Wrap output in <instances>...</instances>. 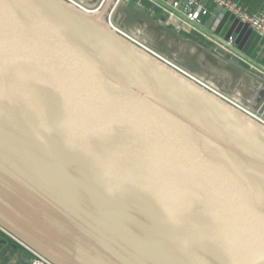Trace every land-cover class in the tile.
<instances>
[{"label": "water", "instance_id": "1", "mask_svg": "<svg viewBox=\"0 0 264 264\" xmlns=\"http://www.w3.org/2000/svg\"><path fill=\"white\" fill-rule=\"evenodd\" d=\"M112 2L0 0V229L52 264H264V125Z\"/></svg>", "mask_w": 264, "mask_h": 264}, {"label": "crops", "instance_id": "2", "mask_svg": "<svg viewBox=\"0 0 264 264\" xmlns=\"http://www.w3.org/2000/svg\"><path fill=\"white\" fill-rule=\"evenodd\" d=\"M78 1L81 5H84L83 3L89 0ZM137 1L148 7V9L141 7L138 9L139 12L148 16L156 27L165 33L164 36L178 38L175 41L178 44L186 43L190 54L203 49L202 45L200 47L199 44L193 42L195 38L198 41L199 38H203L214 42L216 45H222L225 48L223 51H219L214 47L212 53L200 54V60L208 63L206 70L212 71L216 79L220 80L224 86L236 87L239 93L251 102V112L258 113L261 110L264 104L263 39L255 32L236 22L228 14H225L217 22L216 18L219 11L203 0H195L196 5L193 7L188 5L190 0H178V10L180 11L171 8V4L175 0ZM236 1L250 12L264 11V0ZM119 2L122 3V0H119ZM196 6L205 9L206 15L201 16L198 23L211 31V34L203 31L194 23H190L180 13L182 11L188 13L194 10ZM117 7L118 5L115 6L116 9ZM138 10L135 9V11ZM230 39L233 40L232 46L227 44ZM31 258L30 252L20 242L0 231V264H30Z\"/></svg>", "mask_w": 264, "mask_h": 264}, {"label": "rangeland", "instance_id": "3", "mask_svg": "<svg viewBox=\"0 0 264 264\" xmlns=\"http://www.w3.org/2000/svg\"><path fill=\"white\" fill-rule=\"evenodd\" d=\"M116 1L117 0H113L111 5H118L116 10H112L111 23L121 32L135 37L136 40L142 43L146 48L152 50L166 61L183 69L197 80L212 85L220 95L227 98L240 96L242 101H247L236 87L224 86L220 80L216 79L212 71H207L208 63L199 58L200 54H210L215 48L219 51H223L225 48L222 47V45H216L214 42L204 40L203 38H199L198 41V39L195 40V38L193 42H196L199 46L202 45L203 49L200 51L197 50L194 54H190L186 43L178 44L175 42L178 38L164 36L165 33L159 30L148 16L141 14L138 10L141 7L147 9L148 7L138 3L137 0H122V3L118 2L117 4L115 3ZM100 2L101 0H89L84 2L83 6L81 4L79 5H81V7L85 6L84 8H94ZM135 9L138 11H135ZM109 12H111V7Z\"/></svg>", "mask_w": 264, "mask_h": 264}, {"label": "built area", "instance_id": "4", "mask_svg": "<svg viewBox=\"0 0 264 264\" xmlns=\"http://www.w3.org/2000/svg\"><path fill=\"white\" fill-rule=\"evenodd\" d=\"M70 2H72L71 0H68ZM205 2L210 3L211 5H213L218 11V16L216 18V21L218 22V20H220L225 14L230 15L236 22H238L239 24L243 25L244 27L250 29L251 31L255 32L261 39L264 40V11H258V12H250L247 9H245L244 7H242L241 5L238 4V2L236 0H203ZM119 2V0L116 1V4ZM74 3V2H73ZM100 4V3H99ZM99 4L97 6H99ZM115 4V5H116ZM188 5L190 7H193L196 5V1L195 0H190L188 1ZM97 6H95L94 8H96ZM171 8L172 9H176L177 11L179 9V3L178 0H175L172 2L171 4ZM115 9V6L112 10ZM111 11V15H112ZM186 20H188L190 23H194V22H199V19L201 16L206 15V11L203 7L200 6H196V8L190 12H185L182 11L180 12ZM110 15V17H111ZM125 36H127L130 40H132L134 43H136L137 45H139L142 48H146L144 45H142V43H139L135 37H132L130 35H127L124 33ZM227 44L229 46L233 45V40L230 39ZM148 49V48H146ZM150 50V49H148ZM152 51V50H150ZM153 52V51H152ZM156 54V53H155ZM157 55V54H156ZM159 58H161V60H163L164 62L176 67L177 69H179V71H181L182 73H184L185 75H187L188 77L192 78L193 80L197 81L199 84H201L202 86H204L205 88L209 89L210 91H212L213 93L219 95L218 93L214 92L213 90H211L210 88L212 87H207L205 84L208 83H203L199 80H197L196 78H194L193 76H191L190 74L186 73V71H184L183 69L175 66L174 64L166 61L165 59H163L161 56L157 55ZM210 85V84H209ZM221 97L224 98V96L219 95ZM238 97L240 99L239 103L241 104L240 107L238 105H236L234 102L230 101L229 99H226L227 97H225L224 99H226L228 102H230L231 104H233L234 106H236L237 108H239L240 110L246 112L247 114H249L251 117H253L254 119H256L257 121H259L261 124L264 125V115L259 114L258 113H253L250 111V107H251V102L249 101H242L240 96H235ZM235 97H229V98H235ZM244 108H246V110H244ZM0 231H2L3 233L9 235L7 232H5L4 230L0 229ZM12 237V236H11ZM23 245V244H22ZM31 254L32 258L30 261V264H52L51 262H49L47 259H45L44 257H42L41 255H39L38 253L34 252L33 250L29 249L28 247H26L25 245H23Z\"/></svg>", "mask_w": 264, "mask_h": 264}, {"label": "bare ground", "instance_id": "5", "mask_svg": "<svg viewBox=\"0 0 264 264\" xmlns=\"http://www.w3.org/2000/svg\"><path fill=\"white\" fill-rule=\"evenodd\" d=\"M72 2H74V4H77L78 6H80L81 7V5H79L80 3H79V1L78 0H71ZM104 0H101V2H100V4H99V6L102 4V2H103ZM83 3V2H82ZM83 6V5H82ZM85 7V6H84ZM84 7H82L84 10H87V11H94V8H84ZM113 7L114 6H111V9H113ZM116 9V8H115ZM110 15H111V12H109V14H108V16H107V19H109L110 20V25L114 28V29H116V30H118V31H120L117 27H115L112 23H111V17H110ZM121 32V31H120ZM122 34H124L123 32H121ZM155 53V52H154ZM209 81V80H208ZM207 87H211V85H209V84H205ZM211 90H213L214 92H216V93H218L213 87H211L210 88ZM219 94V93H218ZM220 95V94H219ZM224 98H225V96H224ZM226 99H229L230 101H232V102H234L236 105H238L239 107H240V103H239V101H240V99L238 98V97H235V98H226ZM254 100V99H253ZM241 108V107H240ZM253 108V107H252ZM244 110H246V108H244Z\"/></svg>", "mask_w": 264, "mask_h": 264}]
</instances>
